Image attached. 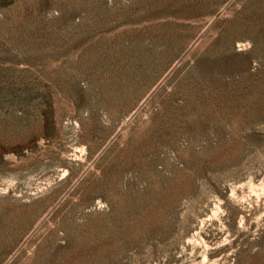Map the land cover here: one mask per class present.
<instances>
[{
	"label": "rangeland",
	"instance_id": "obj_1",
	"mask_svg": "<svg viewBox=\"0 0 264 264\" xmlns=\"http://www.w3.org/2000/svg\"><path fill=\"white\" fill-rule=\"evenodd\" d=\"M0 264H264V0H0Z\"/></svg>",
	"mask_w": 264,
	"mask_h": 264
}]
</instances>
